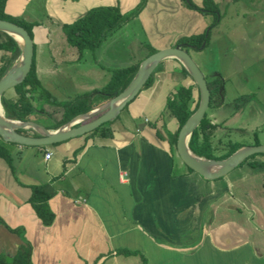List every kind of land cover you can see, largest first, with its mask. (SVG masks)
<instances>
[{
	"label": "crops",
	"instance_id": "1",
	"mask_svg": "<svg viewBox=\"0 0 264 264\" xmlns=\"http://www.w3.org/2000/svg\"><path fill=\"white\" fill-rule=\"evenodd\" d=\"M139 1L6 0L3 12L34 23L31 38L42 85L58 101L88 93L89 101L98 103L95 108L108 100L93 90L107 82L110 68L95 61L87 68L89 78L80 74L83 83L79 86L88 88L78 92L74 88L76 93L70 95L64 87L76 85L66 67L80 57L65 44L61 25L91 7L118 5L121 12H127ZM191 1L201 6L198 0ZM198 12L183 0H146L136 16L102 42L135 22L140 38L155 51L174 46L180 38L205 30ZM54 30L64 37L62 46H53ZM136 36L132 32L126 38ZM173 37L177 39L172 44ZM46 44L50 46L44 53ZM139 45L143 47L139 52H123L113 68L139 63L148 56L149 48ZM118 46L122 45L111 44L116 57ZM102 49L112 54L109 48ZM183 69L175 58L161 60L147 85L110 121L108 135L87 131L45 145L4 141L12 166L0 157V218L5 224H0V253L12 256L22 243L8 226L22 229L31 246L32 264H257L262 260L264 264V154L246 158L215 179L203 178L181 160L176 144L171 143L177 122L166 102L178 86L194 84ZM92 70L98 71L96 77L106 78L104 82L91 84ZM7 91V100L14 101V88ZM55 91L68 98L58 99ZM193 93L199 102L198 88ZM48 118L49 125L36 118L29 121L48 130L67 122L55 127L54 117ZM22 130L39 136L33 128ZM46 152H51L49 158ZM42 184L53 193L47 200L52 215L46 222L29 203L32 186Z\"/></svg>",
	"mask_w": 264,
	"mask_h": 264
},
{
	"label": "rangeland",
	"instance_id": "2",
	"mask_svg": "<svg viewBox=\"0 0 264 264\" xmlns=\"http://www.w3.org/2000/svg\"><path fill=\"white\" fill-rule=\"evenodd\" d=\"M198 1L196 2L204 6L201 2L203 0ZM212 1L214 4L212 9L215 8L214 11L220 14V18L215 21L212 13L202 14L207 28L205 33L208 30V25L215 21L210 28L206 45L198 49L185 48L206 77V80L222 81V91L219 97L216 98L220 104H213L206 109V117L212 120L211 123L214 121L218 123L214 136H211L210 145L212 149L208 152L210 155L217 157L222 155L221 153L227 152L230 144L236 143L240 146H248L264 143V0ZM4 14L12 16L11 14ZM50 24L52 27L56 25L54 22ZM132 32L137 36L126 38ZM141 36L142 34L138 31L137 25L132 22L128 27L119 29L112 37L106 38L107 41L104 40L95 49L85 50L79 60L67 64L68 74L71 75V78L73 77L72 83L76 86L64 87V89L69 90L70 95L87 89L88 87L79 86L83 83V80H80V74L89 78L90 72L87 71V68L95 61L110 69L116 67L119 65L118 61L123 56V52H139L143 48L139 45V42L145 45L147 40L143 37L140 38ZM173 38L171 40L172 44L177 39ZM51 40L54 47L62 46L64 37L61 36V32L54 30ZM112 43L122 45L121 47L118 46L119 57L114 55L115 51L111 47ZM48 46L50 45H44V53L48 51ZM104 47L109 48L112 54H107L108 50L102 49ZM101 50L104 54L100 53ZM6 55V52L0 51V57L4 58ZM132 56L130 55V57ZM91 72V79H93L91 84L94 86L101 83V80L104 82L106 79H101L100 75L96 77V72H98L96 70ZM52 77L55 80L57 79L55 75ZM8 92L3 94V98L8 99ZM55 93L58 99L68 98L66 97L67 94L63 93L64 95H62L57 91ZM13 98L15 101L18 100L16 95ZM36 108L41 113L39 115L34 114V118L29 116V119L35 120L36 118V120L38 119L46 125L50 124L48 117H54V120L52 119L54 124L59 121L62 112L61 107L37 102ZM90 119L92 118L88 120ZM24 132L31 133L26 130ZM260 262H263V260L257 261V264Z\"/></svg>",
	"mask_w": 264,
	"mask_h": 264
},
{
	"label": "trees",
	"instance_id": "3",
	"mask_svg": "<svg viewBox=\"0 0 264 264\" xmlns=\"http://www.w3.org/2000/svg\"><path fill=\"white\" fill-rule=\"evenodd\" d=\"M6 0H0V19L9 20L15 22L16 24L25 28L29 35L31 36V28L34 23L27 22L21 17L6 16L3 13L4 3ZM146 0H140L139 3L131 10L127 12H121L118 5L114 6H95L89 8L81 16L76 18L70 23H64L61 25V31L65 37V42L68 47H71L80 57L84 50H93L100 45L102 40L111 32L119 28L126 21L130 20L136 16L140 10L144 7ZM186 6L190 9H195L200 11L202 14L212 13L215 21L220 18V14L216 13L213 8L212 0H203L202 3L204 6H197L191 0L184 1ZM206 4V6H205ZM215 21L208 25V30L205 33V30L200 34H192L189 36H184L179 39V43H182L184 47H192L198 49L202 42L204 46L207 43L209 36L210 28L214 25ZM149 48V54L155 51L149 44H145ZM3 50L6 52V57H0V77L6 72V70L14 63L17 59L20 48L17 42L9 34L0 31V51ZM148 54V55H149ZM139 63H134L132 65L113 68L110 69V75L107 82L93 91L97 92L99 97L102 100H107L116 94H118L132 79L134 76ZM185 73L187 71L183 69ZM151 76L148 77L144 85L150 81ZM217 81V82H216ZM208 81L207 84L210 89V100L208 107L213 104H220L219 100L216 99L219 97L218 90L222 86L221 80ZM143 85V86H144ZM197 88L194 83L192 86L184 87L178 86L176 91L168 97L166 102L167 110L172 114L177 122V128L175 133L172 136L171 143L176 144L177 133L186 119L194 112L198 105V98L194 99L193 89ZM18 100L9 101L1 96V104L4 109V114L6 117L11 119H17L20 121L29 120V116L34 114H40L41 111L37 110L36 104L47 103L53 106H60L62 108L61 118L56 122L55 127L61 125L62 123L70 120L74 116L84 113L98 103L94 101H89V95L78 94L73 98L68 100L58 101L46 87H44L37 76L34 53L32 58V63L30 70L22 81L13 86ZM45 115V114H44ZM110 121L101 123L95 129L91 130V133H99L102 135H108L111 133L109 128ZM218 123H211V120L206 117L205 114L192 131L188 146L190 150L197 156L204 158H214V159H223L230 155L237 148L241 147L236 143L230 144L228 146V151L219 156H212L208 152L212 149L210 142L211 136L213 137ZM22 132V129L18 130ZM6 142L2 141L0 137V157H2L6 163L11 167V157L8 149H6ZM11 143V142H10ZM264 154V153H262ZM256 154H253L250 157H254ZM246 160V159H245ZM244 160V161H245ZM259 162H253L252 165H257ZM191 169V168H190ZM52 189L48 185H34L31 188V195L29 197V203L34 209L36 215L44 222L51 217V212L47 207V200L52 195ZM0 224H4L2 218H0ZM10 231L16 233L18 237L22 240V243L18 246L17 250L12 256H7L5 253H0V264H32L31 262V246L25 240L21 228H10L6 226Z\"/></svg>",
	"mask_w": 264,
	"mask_h": 264
},
{
	"label": "water",
	"instance_id": "4",
	"mask_svg": "<svg viewBox=\"0 0 264 264\" xmlns=\"http://www.w3.org/2000/svg\"><path fill=\"white\" fill-rule=\"evenodd\" d=\"M0 31L14 38L20 48L17 59L0 77V137L3 141L26 145H45L91 131L101 123L114 119L126 103L142 88L156 65L161 60L172 57L181 62L199 92V102L196 109L186 119L177 134L176 149L181 160L203 178L215 179L227 174L247 157L257 153H264V144L239 147L223 159L204 158L195 155L190 150L188 141L192 131L200 123L208 107L210 89L206 77L182 43L158 49L146 56L139 62L137 71L130 82L118 94L103 104L74 116L55 130H48L34 121L10 119L4 114L1 96L7 89L22 81L30 70L33 58V41L25 28L9 20L0 19ZM203 46L204 42H202L200 47ZM221 91L222 87L219 88L218 93L220 94ZM96 114L99 115L94 119L74 126L81 120ZM23 128H33L38 132L39 136H29L18 131Z\"/></svg>",
	"mask_w": 264,
	"mask_h": 264
},
{
	"label": "built area",
	"instance_id": "5",
	"mask_svg": "<svg viewBox=\"0 0 264 264\" xmlns=\"http://www.w3.org/2000/svg\"><path fill=\"white\" fill-rule=\"evenodd\" d=\"M50 155H51V152H46V153H45V157H46V158H49Z\"/></svg>",
	"mask_w": 264,
	"mask_h": 264
},
{
	"label": "flooded vegetation",
	"instance_id": "6",
	"mask_svg": "<svg viewBox=\"0 0 264 264\" xmlns=\"http://www.w3.org/2000/svg\"><path fill=\"white\" fill-rule=\"evenodd\" d=\"M210 81V80H209Z\"/></svg>",
	"mask_w": 264,
	"mask_h": 264
}]
</instances>
